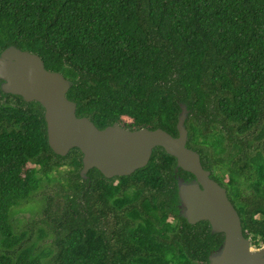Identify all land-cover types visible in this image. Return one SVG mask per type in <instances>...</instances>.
Segmentation results:
<instances>
[{
	"label": "trees",
	"instance_id": "16d2710c",
	"mask_svg": "<svg viewBox=\"0 0 264 264\" xmlns=\"http://www.w3.org/2000/svg\"><path fill=\"white\" fill-rule=\"evenodd\" d=\"M10 45L70 79L77 115L99 128L177 136L187 103L188 146L264 242V0H0ZM176 165L158 146L132 174L84 179L78 147L49 145L43 105L0 86V264H210L224 233L179 213ZM36 195L40 221L20 228L13 213Z\"/></svg>",
	"mask_w": 264,
	"mask_h": 264
},
{
	"label": "water",
	"instance_id": "95a60500",
	"mask_svg": "<svg viewBox=\"0 0 264 264\" xmlns=\"http://www.w3.org/2000/svg\"><path fill=\"white\" fill-rule=\"evenodd\" d=\"M0 81L3 92L43 105L49 145L62 156L78 147L83 153L84 179L92 168L108 178L132 174L149 163L154 148L163 147L177 159L179 213L191 224L207 220L212 233H224L222 243L210 253V264H264V245L252 247L227 188L204 167L201 154L188 146L187 103H180L177 136L161 127L129 129L119 122L99 128L88 116L77 115V103L68 97L72 81L48 69L38 53L16 45L0 52ZM180 168L194 177L184 178Z\"/></svg>",
	"mask_w": 264,
	"mask_h": 264
},
{
	"label": "rangeland",
	"instance_id": "374dc122",
	"mask_svg": "<svg viewBox=\"0 0 264 264\" xmlns=\"http://www.w3.org/2000/svg\"><path fill=\"white\" fill-rule=\"evenodd\" d=\"M67 169L63 170L61 172L54 171L52 174V177L56 178H62L65 180L64 175H66ZM228 179V177H226ZM64 182V181H63ZM48 184V183H46ZM50 192H52L53 188L52 186L58 185L56 180L53 182H50ZM41 195H36L32 197L27 203H24L21 207H18V209L15 210L13 213V220L15 224H22L20 228H24L25 226H28V223L33 220H39L40 219V210H41ZM40 221V220H39ZM252 241V240H251ZM264 245V242H260L259 246L254 245L252 243L253 248H260Z\"/></svg>",
	"mask_w": 264,
	"mask_h": 264
},
{
	"label": "flooded vegetation",
	"instance_id": "af4514ba",
	"mask_svg": "<svg viewBox=\"0 0 264 264\" xmlns=\"http://www.w3.org/2000/svg\"><path fill=\"white\" fill-rule=\"evenodd\" d=\"M1 82V81H0Z\"/></svg>",
	"mask_w": 264,
	"mask_h": 264
}]
</instances>
